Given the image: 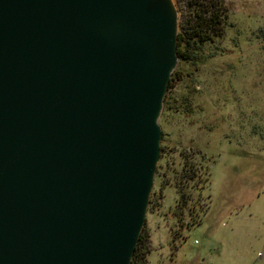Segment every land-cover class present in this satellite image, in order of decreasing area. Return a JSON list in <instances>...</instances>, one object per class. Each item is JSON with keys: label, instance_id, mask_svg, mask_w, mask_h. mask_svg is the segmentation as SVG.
Instances as JSON below:
<instances>
[{"label": "water", "instance_id": "obj_1", "mask_svg": "<svg viewBox=\"0 0 264 264\" xmlns=\"http://www.w3.org/2000/svg\"><path fill=\"white\" fill-rule=\"evenodd\" d=\"M178 27L173 0H0V264H132Z\"/></svg>", "mask_w": 264, "mask_h": 264}, {"label": "rangeland", "instance_id": "obj_2", "mask_svg": "<svg viewBox=\"0 0 264 264\" xmlns=\"http://www.w3.org/2000/svg\"><path fill=\"white\" fill-rule=\"evenodd\" d=\"M187 1L173 0L179 19ZM224 1L225 37L173 89L193 112L164 127L149 264H264V0Z\"/></svg>", "mask_w": 264, "mask_h": 264}, {"label": "trees", "instance_id": "obj_3", "mask_svg": "<svg viewBox=\"0 0 264 264\" xmlns=\"http://www.w3.org/2000/svg\"><path fill=\"white\" fill-rule=\"evenodd\" d=\"M187 6L189 14L182 15V18L179 19L177 48L179 65L172 74L160 117L163 136L166 134L164 127L169 114L193 112L188 92L177 96L173 90L176 84L184 81L185 75L187 77L192 75L191 72H185L184 66H195L197 69L203 60L210 57L205 53V46L225 37L228 13L224 0H188ZM162 140L161 155L165 157L168 152L167 145L164 143L165 137ZM152 204L151 197L149 205ZM150 252V235L146 229H143L132 258V264H149L148 255Z\"/></svg>", "mask_w": 264, "mask_h": 264}]
</instances>
